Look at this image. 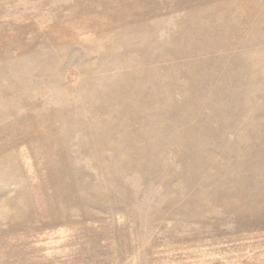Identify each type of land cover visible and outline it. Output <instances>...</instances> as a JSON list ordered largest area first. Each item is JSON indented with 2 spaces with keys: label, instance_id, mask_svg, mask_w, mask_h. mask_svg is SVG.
Instances as JSON below:
<instances>
[{
  "label": "rangeland",
  "instance_id": "374dc122",
  "mask_svg": "<svg viewBox=\"0 0 264 264\" xmlns=\"http://www.w3.org/2000/svg\"><path fill=\"white\" fill-rule=\"evenodd\" d=\"M0 264H264V0H0Z\"/></svg>",
  "mask_w": 264,
  "mask_h": 264
}]
</instances>
